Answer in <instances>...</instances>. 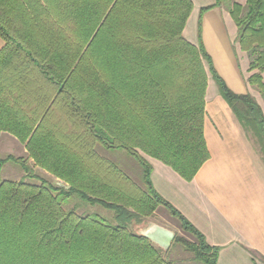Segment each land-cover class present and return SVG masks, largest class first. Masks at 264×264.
<instances>
[{
    "label": "trees",
    "instance_id": "trees-1",
    "mask_svg": "<svg viewBox=\"0 0 264 264\" xmlns=\"http://www.w3.org/2000/svg\"><path fill=\"white\" fill-rule=\"evenodd\" d=\"M214 7L235 23V43L251 73L247 82L264 99V0L244 6L214 0L200 11L196 46L183 36L190 0H0V134L16 138L27 154L0 159V168L11 163L24 173L19 181L0 179V264H172L130 231L158 206L194 239L175 235L171 246L194 262L216 264L218 249L154 191L146 160L162 162L186 181L208 160L209 74L264 161L261 107L251 94L226 86L201 43V14ZM59 109L79 131L61 132L53 120ZM95 144L132 158L148 194L119 173L118 180L110 177V166L100 169L106 162ZM28 160L64 186L38 179ZM71 198L127 221L77 215L63 208Z\"/></svg>",
    "mask_w": 264,
    "mask_h": 264
},
{
    "label": "crops",
    "instance_id": "crops-1",
    "mask_svg": "<svg viewBox=\"0 0 264 264\" xmlns=\"http://www.w3.org/2000/svg\"><path fill=\"white\" fill-rule=\"evenodd\" d=\"M190 1L192 11L183 36L195 20L196 34L187 41L196 46L200 11L214 0ZM232 2L244 6L246 0ZM209 17L218 19L225 29L223 58L216 62L228 65L229 77L218 70L203 36L204 23ZM236 34V25L225 9L214 7L201 14V43L215 72L233 93L251 94L246 56L235 43ZM3 46L0 39V50ZM210 79H207L203 120L208 160L192 180L186 181L162 162L146 157L151 167L150 183L165 202L203 235L210 247L218 249L216 264H264V161ZM256 102L264 115V105L260 100ZM0 140V149L9 150V144L13 150L25 151L16 138L6 133L0 134Z\"/></svg>",
    "mask_w": 264,
    "mask_h": 264
},
{
    "label": "rangeland",
    "instance_id": "rangeland-1",
    "mask_svg": "<svg viewBox=\"0 0 264 264\" xmlns=\"http://www.w3.org/2000/svg\"><path fill=\"white\" fill-rule=\"evenodd\" d=\"M195 25H196L195 20L191 22L190 25H188L187 30H186V36H184L186 40H189V38H192L195 36L196 34ZM224 31L225 29L222 26V23L216 18L214 19L213 17H209L204 23L203 36L205 37L207 41L206 43L210 51L214 55L213 57H214L215 65H217L218 70L220 71V73H222V75L225 74L226 76H228V72H229L228 65L223 64L221 62H216L217 59L223 58L222 42H223ZM246 59L245 61L247 62V65H248V59L247 60ZM230 81H232L231 78H230ZM263 82H264V75H263ZM251 94H252L251 95L252 97L254 98L256 97V99L260 100V103L264 105V99L261 97L260 93L257 91L256 88L251 87ZM261 100L263 102H261ZM53 120L54 122H56L58 128H60L61 132L63 133H66L71 130H73L74 132H77L80 130V129L74 128L76 130L75 131L73 129L71 122L68 120L66 113L62 109L55 111ZM1 142L2 141L0 140V148L2 147ZM7 146L10 147L9 150L0 149V159L8 155H12L16 158L26 159V156H27L26 151H21L19 148L16 150H13L12 146L9 144ZM94 150L96 154L100 158L104 159L106 162V164L99 165L100 169L108 170L109 166L112 167V168L109 167L110 177L118 180L117 173H119L123 177L128 178L132 184L136 185L145 194H148L141 183L140 167L124 151H119V150L118 151H108V150L101 148L97 144L94 145ZM27 165L32 169V173L35 176H37L38 179L45 180L49 182V184H52L54 186H57L59 183L62 184V186H64L60 180L56 179L54 176L50 175L49 173L43 171V169H41L40 167L34 166L33 161L28 160ZM22 178H24V173L18 165L7 163L6 165L0 168V179L1 180L15 182V181L21 180ZM25 183L36 185V186L40 185V181L36 179H25ZM63 208L66 210L75 209L77 215H90V216L96 215L98 218L102 219L103 221L107 223H112L114 225L122 223L123 220L127 221L125 217H122L119 213L115 211L105 210L98 205L90 206V205L80 202L76 198H71L68 202L64 203ZM129 208L131 210L134 209L132 207H129ZM142 214L146 217L145 220L147 221V223H144L142 225H137V226L134 225L133 227L130 228L131 232L135 234H139L142 228H145L149 223H154L156 225H159L163 228H166L172 231L178 237H181L189 242H194V239L190 235L183 233L180 230L177 221L171 218L168 212L164 208L158 206L154 209V211L151 214L149 215L148 214L146 215V213L145 214L142 213ZM164 256L168 258L172 262V264H201V263L194 262L192 259V255L184 252L183 248H181L178 245L176 246L170 245L168 250L164 253Z\"/></svg>",
    "mask_w": 264,
    "mask_h": 264
},
{
    "label": "water",
    "instance_id": "water-1",
    "mask_svg": "<svg viewBox=\"0 0 264 264\" xmlns=\"http://www.w3.org/2000/svg\"><path fill=\"white\" fill-rule=\"evenodd\" d=\"M57 186L62 187V184L59 183ZM169 233L172 234L171 238H169ZM139 235L164 252L168 250L175 238V234L172 231L154 223H149L145 228H142Z\"/></svg>",
    "mask_w": 264,
    "mask_h": 264
},
{
    "label": "clouds",
    "instance_id": "clouds-1",
    "mask_svg": "<svg viewBox=\"0 0 264 264\" xmlns=\"http://www.w3.org/2000/svg\"><path fill=\"white\" fill-rule=\"evenodd\" d=\"M171 235H172V234H171V233H169V238H171Z\"/></svg>",
    "mask_w": 264,
    "mask_h": 264
}]
</instances>
